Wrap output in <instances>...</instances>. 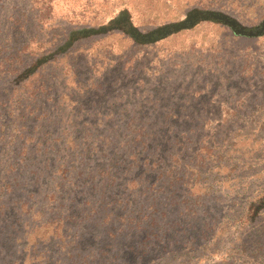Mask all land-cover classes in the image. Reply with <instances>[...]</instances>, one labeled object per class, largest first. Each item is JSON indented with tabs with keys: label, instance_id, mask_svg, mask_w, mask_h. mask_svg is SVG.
Instances as JSON below:
<instances>
[{
	"label": "rangeland",
	"instance_id": "rangeland-1",
	"mask_svg": "<svg viewBox=\"0 0 264 264\" xmlns=\"http://www.w3.org/2000/svg\"><path fill=\"white\" fill-rule=\"evenodd\" d=\"M194 10L264 21V0H0V222L19 225L12 245L58 227L66 237L45 239L39 261L19 239L12 264H78L82 251L89 264H197L259 194L264 35L198 18L140 43L128 27L148 35ZM23 186L40 202L18 200ZM26 203L45 214L39 233ZM215 217L224 229L207 250Z\"/></svg>",
	"mask_w": 264,
	"mask_h": 264
},
{
	"label": "trees",
	"instance_id": "trees-1",
	"mask_svg": "<svg viewBox=\"0 0 264 264\" xmlns=\"http://www.w3.org/2000/svg\"><path fill=\"white\" fill-rule=\"evenodd\" d=\"M212 180H215V177L212 178ZM211 182V180H210ZM206 188L212 187L213 184L210 183H205L204 184ZM202 187V186H201ZM203 188V187H202ZM39 189V188H38ZM30 190V188H26L25 186H23L22 190L20 192H18V200L20 201H26L29 204L28 200H31L30 202H40V195L35 196L36 194L31 193V194H27L26 192ZM6 192H8L6 190ZM41 194V191H38ZM37 192V194H38ZM202 197V196H201ZM25 199V200H24ZM247 202V201H246ZM22 204L19 207V212L22 213L24 212L25 214H28L29 220H36L35 223L33 224V222H31V230L30 231H34L36 230L37 233H39V231L41 232L44 229V224H43V218L45 217L44 213H41L40 211H37L35 213L29 214L28 210L26 209L28 204ZM43 203H44V199H43ZM248 205L246 207V209L243 211V213L240 215L238 221L229 228V232H227L228 236L223 240L222 243H220L221 246H219L218 250L216 249V251L214 252V254L208 258V260H198L197 264H238V262L240 261L241 258L245 257L247 255V258L250 260H253L254 257V248H255V239L260 236L263 237L264 236V230L260 229V226L264 225V186L263 188L260 190L259 194L251 197V199L249 200V202H247ZM18 211V210H17ZM31 215V217H30ZM216 216V214H214ZM213 216L210 215V218ZM6 217L8 219H6V221H4V225L0 226V237L3 238L4 236V240L2 242H0L1 246H0V264H12L11 260V253H10V249L13 245L18 244L19 239L23 240L22 245H23V250H28L30 253V257L31 259H34L35 261H39L42 258L41 252L39 251V249L41 248V246L43 245V241L45 239H48L49 242H54L56 240V238H60L59 239V244L60 245H64L63 242L65 241L66 237H64L65 232L60 230L61 227L55 228L54 230V234H49L44 231V233L40 235L39 237V241H35L31 244V241L29 240V238H26L22 233L21 238H17L18 240L15 241L12 245V242L7 241L9 239H7L8 236L7 233L10 232H15L14 235H19L20 234V228L19 225L16 226V224H10V217L8 214H6ZM252 217H254L257 227L253 226L252 223ZM218 220L219 218H213L210 221H206L202 224V229H201V235L209 240V248L207 250H212L214 245H217V242L220 241L221 237H220V229L222 231V229H224L223 227V223H221V225L218 226ZM47 224V222H45ZM6 224H9L8 226L5 227ZM221 226V228H220ZM27 227V226H26ZM5 229V231H4ZM8 229V230H7ZM260 230V232L258 231ZM19 233V234H18ZM30 234V232H29ZM222 235V234H221ZM244 237H243V236ZM239 236H242V244L238 245L237 247H235L234 242L239 238ZM220 237V239H219ZM0 238V240H1ZM28 239V240H26ZM85 239V238H84ZM25 240V242H24ZM240 242V243H241ZM13 248V247H12ZM217 248V247H215ZM85 252V251H82ZM79 252V254H77L75 257L78 258V260L80 262H77L78 264H89V257H91L90 254L86 253L85 257H82L80 259L81 253ZM193 252V251H189L188 253ZM193 252L194 255L197 253ZM28 253V254H29ZM105 252L104 251H100L99 252V261L100 262H104L106 260V256H105ZM91 260H94L93 257L90 258ZM249 261V260H248ZM248 261H244L242 264H250ZM203 262V263H202ZM248 262V263H247ZM98 264V263H96ZM103 264V263H102Z\"/></svg>",
	"mask_w": 264,
	"mask_h": 264
},
{
	"label": "water",
	"instance_id": "water-1",
	"mask_svg": "<svg viewBox=\"0 0 264 264\" xmlns=\"http://www.w3.org/2000/svg\"><path fill=\"white\" fill-rule=\"evenodd\" d=\"M198 18L201 21L212 20V21L222 22L225 25H228L231 29H233L235 32V35L237 36L257 38V37H261L264 35V21L254 29H247L246 27L242 26L238 21H236L229 15L221 13V12H216V11H205L204 12V11L194 10L193 12H190L189 14H187L185 20L159 28L158 30L151 32L148 35L138 34L139 32L136 29H134L130 25L128 27L130 28L131 35L135 39H137L140 43H156L157 41L165 39L167 36H170L173 33L192 28L195 23V20ZM112 22L117 24L120 22V20L118 19L112 20L107 26H101L100 28L90 29V30H80L77 33L81 34V33L91 32L92 34H99L101 32H106L107 30L113 27ZM74 35L75 34H72L70 37L72 38ZM54 55L56 54H51L47 56L45 59L39 61L38 65H41L42 62H46L47 60L52 59ZM30 72H32V70H29L28 74ZM20 78L21 77H19V80ZM15 83H18V80L15 81ZM10 84H12V82Z\"/></svg>",
	"mask_w": 264,
	"mask_h": 264
},
{
	"label": "flooded vegetation",
	"instance_id": "flooded-vegetation-1",
	"mask_svg": "<svg viewBox=\"0 0 264 264\" xmlns=\"http://www.w3.org/2000/svg\"><path fill=\"white\" fill-rule=\"evenodd\" d=\"M252 223L254 227H257L254 217H252ZM260 226V229L264 230V225ZM260 232V230H258ZM251 264H264V236H258L255 242L254 257Z\"/></svg>",
	"mask_w": 264,
	"mask_h": 264
}]
</instances>
